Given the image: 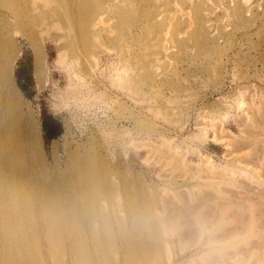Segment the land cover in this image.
<instances>
[{"label": "rangeland", "instance_id": "1", "mask_svg": "<svg viewBox=\"0 0 264 264\" xmlns=\"http://www.w3.org/2000/svg\"><path fill=\"white\" fill-rule=\"evenodd\" d=\"M116 2L97 0L94 13L106 14L100 36L63 63L58 55L73 45L64 32L27 26L42 34L40 79L17 35L15 79L45 165L52 172L56 160L63 188L78 192L72 175L81 157H93L115 184L114 216L136 202L146 214L184 219L202 200L198 211L221 225L201 237L184 227L193 245H175L172 264H264V0ZM211 238L216 244L201 245Z\"/></svg>", "mask_w": 264, "mask_h": 264}, {"label": "bare ground", "instance_id": "2", "mask_svg": "<svg viewBox=\"0 0 264 264\" xmlns=\"http://www.w3.org/2000/svg\"><path fill=\"white\" fill-rule=\"evenodd\" d=\"M128 1L118 0V8ZM96 3L97 0H0V264H172L178 254L175 245L182 243L178 247H184L190 231L196 230L194 233L200 236L214 225H221L208 212L202 213L206 205L202 200L189 205L191 213L185 220L179 216L171 219L170 214H146L136 202L125 203L120 214L114 216L109 199L116 191L115 184L107 171L99 173L93 168V157H81L79 170L72 175L71 187L78 192L63 188L68 179L57 178L55 158L52 172L45 165L36 117L23 109L15 79L16 63L22 54L17 35L26 38L32 47L35 76L40 79L45 74L44 45L40 36L28 34L27 26L40 25L46 35L52 29L64 32L62 38L73 45L62 48L57 61L61 63L70 49L76 50L80 44L90 49L89 38L100 36L106 14L94 13ZM76 39L77 46L73 43ZM73 162L76 157L72 153L70 163ZM184 227L190 230L187 236L182 233ZM193 238L189 239L196 237ZM211 240L205 239L201 245L216 244Z\"/></svg>", "mask_w": 264, "mask_h": 264}]
</instances>
